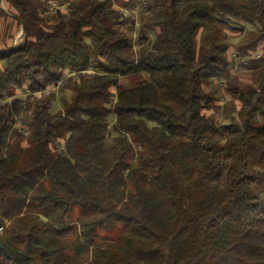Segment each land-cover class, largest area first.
Listing matches in <instances>:
<instances>
[{
	"label": "trees",
	"instance_id": "obj_1",
	"mask_svg": "<svg viewBox=\"0 0 264 264\" xmlns=\"http://www.w3.org/2000/svg\"><path fill=\"white\" fill-rule=\"evenodd\" d=\"M4 2L23 34L0 50V264H264V0H145L131 21L136 0ZM228 32L261 50L248 83ZM215 79L239 103L221 121ZM60 80L59 115L54 91L1 103Z\"/></svg>",
	"mask_w": 264,
	"mask_h": 264
},
{
	"label": "rangeland",
	"instance_id": "obj_2",
	"mask_svg": "<svg viewBox=\"0 0 264 264\" xmlns=\"http://www.w3.org/2000/svg\"><path fill=\"white\" fill-rule=\"evenodd\" d=\"M0 6L1 8L6 11L7 6L4 0H0ZM122 12H124L125 18L133 20H137L139 17V13L141 11V7L139 6L138 0L129 8L124 9L120 8ZM22 29L21 27L17 24L15 19L12 17L6 16L2 17L0 19V50L9 48V47H15V45L18 43L20 39ZM229 33V42L231 44L229 52L232 51H237V45L239 44V40L241 39L242 35H239V33L235 32H228ZM134 40L137 41L138 36L136 35V32L134 33ZM258 51L261 50L258 49ZM234 75H238V77L241 79V81L244 82H249L250 81V76L247 74V72L242 68V70L232 73ZM137 79L135 78H129V79H122L121 84L127 87H130L136 83ZM208 89L212 92V94L215 97V101L212 102V106L210 109H207L203 111L206 115H214L215 118L218 121L223 120L224 116L222 112L224 109H231V106L237 108L239 103L236 101H233L232 96L227 94L226 89H225V84L224 82L215 79L213 81L212 85L208 87ZM54 91L55 93V100L50 106L51 113L53 115H59L63 111V101L62 98H65V100H69L71 95L70 92L65 91L63 93H60L58 90H55V88L49 87L45 89L44 92H29L28 91V86L27 84H24L21 88H16L14 95L13 96H3V100L1 99V103L3 102H11L12 100L16 99L17 97H21L25 100L30 98L29 101L33 100L34 98H41L43 95L47 93H52ZM112 92H114V89H111ZM227 107V108H226ZM231 112V110H230ZM31 113L25 116H18L14 122V132L12 135L11 140L13 141H20V145L22 148H27L29 147V134H30V124H31ZM107 122H109L108 126V131L112 129L114 126V117L108 116ZM112 137V136H111ZM12 141V142H13ZM65 142L64 138H59L57 139L54 144L52 145L53 148H60ZM77 213V212H76ZM99 236L101 239L107 240V239H116L118 238L119 235V227L115 230H110L107 232H100Z\"/></svg>",
	"mask_w": 264,
	"mask_h": 264
},
{
	"label": "built area",
	"instance_id": "obj_3",
	"mask_svg": "<svg viewBox=\"0 0 264 264\" xmlns=\"http://www.w3.org/2000/svg\"><path fill=\"white\" fill-rule=\"evenodd\" d=\"M145 0H138L139 5L144 4ZM53 7H55V5H53ZM261 55L260 51H248L246 54L242 55L238 53V51H232L230 54V65H229V71L231 73H236L240 70H242V68H244V66H246L251 60H256V58H259ZM61 80L59 81V83L55 86H53L52 88H56L57 86H59V84H61ZM3 231V227H0V233Z\"/></svg>",
	"mask_w": 264,
	"mask_h": 264
},
{
	"label": "water",
	"instance_id": "obj_4",
	"mask_svg": "<svg viewBox=\"0 0 264 264\" xmlns=\"http://www.w3.org/2000/svg\"><path fill=\"white\" fill-rule=\"evenodd\" d=\"M22 34H23V29H22L21 35H22ZM21 35H20V36H21Z\"/></svg>",
	"mask_w": 264,
	"mask_h": 264
}]
</instances>
